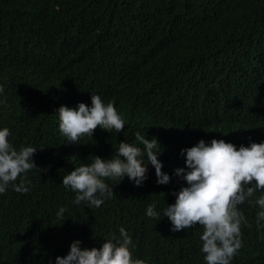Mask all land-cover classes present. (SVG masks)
<instances>
[{"label": "trees", "instance_id": "trees-1", "mask_svg": "<svg viewBox=\"0 0 264 264\" xmlns=\"http://www.w3.org/2000/svg\"><path fill=\"white\" fill-rule=\"evenodd\" d=\"M0 87V130L17 151L37 150V167L21 174L29 191L10 184L0 194V264H56L72 242L99 248L121 227L133 259L206 264L203 227L173 232L162 212L187 186L176 174L184 150L201 140L264 143V0H0ZM91 94L112 102L125 128L68 143L58 109L90 107ZM137 132L164 149L170 182L158 184L148 164L142 186L106 180L114 195L99 208L74 204L63 177L95 155L113 158L121 141L143 149ZM262 195L237 205L246 223L230 264H264ZM153 203L159 220L146 215Z\"/></svg>", "mask_w": 264, "mask_h": 264}, {"label": "clouds", "instance_id": "clouds-1", "mask_svg": "<svg viewBox=\"0 0 264 264\" xmlns=\"http://www.w3.org/2000/svg\"><path fill=\"white\" fill-rule=\"evenodd\" d=\"M3 91L0 87V93ZM58 114L59 130L71 144H76L85 135L93 137L98 127L108 132L115 129L117 133L125 128V121L114 104H105L95 94H91L90 107L85 103H79L75 109L61 106ZM10 134L7 127L0 130V194L5 193L10 184L14 191L27 193L30 181L21 174L37 167L32 159L37 150L22 146L17 151L8 140ZM135 136L143 149L121 141L113 158L95 155L90 165L77 167L63 177V186L77 193L74 204L86 202L89 208H99L105 198L114 195V186L125 176L136 186H142L147 179L148 164L154 167L158 184L170 182L158 159L164 151L158 140L155 137L149 140L146 134L139 132ZM184 152L186 167L177 169L176 174L182 176L187 186L174 193L175 203L167 205L162 215L170 220L173 232L202 226L201 251L205 254L206 264H230L242 246L241 222L246 223L237 205L257 190H264V143L241 145L237 150L234 144L224 140L213 139L210 145L201 140ZM18 178L19 183H15ZM106 180L116 181V184L110 187ZM255 203L264 209V195ZM65 211L61 207L57 217L63 219ZM146 215L159 220L161 213L156 211L153 203L147 207ZM261 220H264V210L257 215V223ZM119 233V237L111 235V239L105 240L99 248L82 249V242L76 240L66 256L56 257V264H146L144 260L133 259L130 246H135L128 232L121 227Z\"/></svg>", "mask_w": 264, "mask_h": 264}]
</instances>
